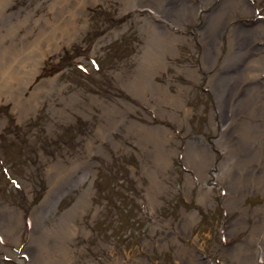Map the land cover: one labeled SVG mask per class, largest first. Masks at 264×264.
<instances>
[{
  "label": "rangeland",
  "instance_id": "1",
  "mask_svg": "<svg viewBox=\"0 0 264 264\" xmlns=\"http://www.w3.org/2000/svg\"><path fill=\"white\" fill-rule=\"evenodd\" d=\"M122 1L94 0L93 4L90 0L85 12L74 10L71 15L79 27L56 40L55 49L41 45L39 29L52 20L53 13L59 22L66 18L64 13L76 0L66 3L61 14V0H0L3 48L11 42V37L4 36L10 26L22 37L21 49L30 46L22 59V95L38 94L36 106L21 111L17 119L11 102L15 91L11 93L0 83V92H4L0 97V200L14 211L11 224L15 228L10 237L16 239L7 237L6 244V236L0 235V242L7 246L0 251V264H28L25 249L29 244L51 264H111L114 258L119 264H178L175 258L180 244L193 245L210 264H224L245 246L259 220L263 219L264 227V217L252 216L255 208L264 211L260 187L242 193L240 189L234 204L225 206V200L237 194L225 184L233 174L229 162L216 177L222 152L214 151L215 166L201 179L195 167L185 162L186 141L191 137H201L208 144L218 137L210 125L211 73L201 65L200 39L207 13L219 0H206V4L191 0L199 9L183 24L160 19L150 8L125 7ZM249 1L252 12L235 19L245 28L258 20L264 22V0ZM150 26L183 38L172 41L176 50L164 56L167 67L155 73L154 79L172 95L181 96L188 107L186 117L151 94L133 95V85L147 80L148 51L158 34L142 30ZM224 32L218 61L226 56ZM253 53L257 57L260 52ZM188 69L195 73L194 78ZM114 108L112 116L108 110ZM214 118L219 127L217 112ZM139 125L165 126L178 142L169 141L176 151L164 154L168 160L164 166L160 164L164 149L141 133ZM102 133L105 136L100 138ZM86 144L90 151L86 152ZM77 146L82 147L78 154L73 153ZM52 163L58 172L80 165L72 177L82 182L66 181L68 177L55 174L57 181L66 182L52 194V205L41 207L51 182L46 167ZM61 163L63 167H59ZM200 189L208 191V200L198 199ZM84 194L90 198L88 205L79 204ZM183 212H192L195 218L190 230L181 234L178 222ZM228 226L231 230L226 232ZM255 235L259 241L264 238L259 230ZM251 262L264 264V250Z\"/></svg>",
  "mask_w": 264,
  "mask_h": 264
},
{
  "label": "bare ground",
  "instance_id": "2",
  "mask_svg": "<svg viewBox=\"0 0 264 264\" xmlns=\"http://www.w3.org/2000/svg\"><path fill=\"white\" fill-rule=\"evenodd\" d=\"M61 1H63L64 4L59 8L60 14L63 13L64 9H67L66 3L71 0ZM88 1L90 0H76L77 4L68 8L64 13L67 19L62 18L60 22L58 21L59 16L56 14V16H54L53 13L52 20L54 22L50 19L46 23L44 29H39L37 37L41 40V45L45 44L48 48L52 45L55 46L56 49V40H62L63 36L71 30H77L79 23L73 20L71 14L76 9L85 12ZM122 2L125 7L133 6L137 9L150 8L159 16L158 18H171L176 23L179 22L180 24H183V21L185 22L196 15L199 9L198 5L191 0H123ZM201 2L206 4V0H201ZM252 10L253 5L249 0H219V3L213 6V9L207 13V21L202 24L204 32L203 35L201 34L202 38L200 39L203 45L201 65L202 68L211 73L208 78L213 105V110L210 113V125L213 127L218 137L212 144H208L201 137L193 136L186 141L185 146L187 156L185 162L195 167L196 175L199 179L205 175L207 169L215 166V150L222 152L223 156L216 165L218 168L216 177L220 175V171L223 169L224 164L229 162L233 174L229 176L225 184L232 186L231 189H234L232 192L237 194V196L234 195L233 198H230L231 200L228 198L225 200V206H228V208L234 204V198L240 195H238L240 189H242L240 193L249 187H260L262 193L264 191V45L260 44L264 41V22L258 20L254 25L245 28L235 21L237 18L236 15L250 13ZM146 18L150 23L159 24V21L152 17ZM83 22L86 21H82L81 23ZM1 23H3L2 19L0 20V24ZM80 26L82 27V25ZM152 28L155 27L150 26L142 28L148 35H156V32H158V34L154 38L155 48L151 47L152 49L148 51L149 61L148 64H146L148 69L147 80L143 81L142 79V81L133 85V95L145 97L146 94H151L157 99L160 98L166 105L170 106L175 113L181 112L186 117L188 107L185 102L182 101L181 96L172 95L166 86L158 84L154 79L155 73L162 69L165 70L167 67L164 56L168 54V52L171 53L176 50L175 43L172 41L178 42L183 38L181 35L167 32L164 28L157 29V31ZM7 30L8 33L4 36L11 37V42L6 48H3L4 42L0 36V83L12 90L11 93L15 91L14 99L11 100V102L15 110V115L17 119H19L21 111H30L34 108L31 107L32 105L36 106L38 103V94L37 92H31L28 96L22 95L25 89L24 83H22V59L27 54L24 53V51L30 46H23L21 49L20 41L22 37L19 35V31L11 26L8 27ZM224 30L226 31L224 32ZM222 32L225 33L227 40L225 43L226 56L223 61H218V55L221 51L220 44L222 43ZM40 50H42V48ZM257 50L260 53H257L258 56L255 57L256 54L254 55L253 52ZM41 59H38L37 62ZM35 69L33 65V70ZM188 70L190 76L194 78L196 76L195 73L190 69ZM182 90L183 89L180 88V91ZM43 92L46 93V90ZM3 93V91L0 92V97ZM109 112H113L111 115L114 116L116 110L114 108L108 110V113ZM215 112L218 113L219 127L214 118ZM138 127L141 133L143 132L150 135V138L160 146V149H164L165 152L163 155L159 153L161 157L160 164L162 166L167 164V154H164H172L176 151V149L169 146V141L174 140L176 144L178 143L170 130L160 125L151 126V128L145 125H139ZM104 136L105 134L102 133L100 138ZM84 137H88V134L85 133ZM88 145L85 148L86 152L91 150ZM75 148V152L73 153L78 154L79 151L82 150L80 146ZM55 165L56 163H52L51 166L48 165L46 167V176L51 182H49V194L46 196L45 203H43L41 207H47L46 204L49 205L50 203L52 205V194L61 189V187L63 188L64 182H73V180L75 182H82L72 177L73 170L76 167H80V165H76V167H66L62 170L59 168V172L63 176V179L68 177V179L63 182L60 180L57 181L58 179L54 177L55 174L59 176V172L56 170ZM63 166L64 164L61 163L59 167ZM85 167L86 166H84V168L81 167L83 171ZM236 167L237 169L233 170ZM238 170H241V173L234 175ZM86 174L87 173H84V178ZM154 183L155 181L152 184L154 185ZM158 186L159 182L155 184V187ZM197 196L200 201H205L208 200L209 193L206 190L203 191L200 189ZM79 198V204H89L90 198L87 194ZM72 212H74V210L69 211L64 217L70 216ZM263 213L264 211L262 208H255L252 216H259L260 219L264 217ZM13 214L14 211L12 208L2 203L0 200V235L3 239L6 236V244L7 237L11 241H16V239L10 237L15 228V226L11 224L14 221L13 217H15ZM194 218V213L183 212L178 222V231L181 234L189 231V224L191 219ZM238 219L239 218L236 220ZM261 222H263V219L255 224L251 231L250 238H248V240L246 239L247 243L245 246L241 250L234 251L230 255V263L227 262L228 264H252V257L255 256L260 249L262 251L264 250V238L262 239L259 237L261 241H259L257 237L254 238L257 230L261 231L264 236V227ZM228 229L231 230V226L227 227L226 232L229 231ZM167 236L170 235L167 234ZM172 239L173 241H177L174 236H172ZM31 240L32 238L30 241ZM258 246H260L259 250L257 249ZM33 249H35L34 245L31 244L25 249V253L28 257V264H51L43 254L34 252ZM6 250L7 246H4L2 242H0V251ZM178 250L175 258L178 264H210L208 259L202 257L201 252L193 247V245L180 244ZM223 250L229 254L227 249ZM139 262H141L140 264H149L145 261ZM111 264H119L118 258H114Z\"/></svg>",
  "mask_w": 264,
  "mask_h": 264
}]
</instances>
